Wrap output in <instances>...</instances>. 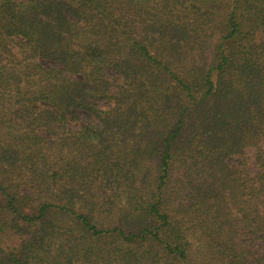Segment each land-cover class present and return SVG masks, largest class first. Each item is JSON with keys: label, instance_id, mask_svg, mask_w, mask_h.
Wrapping results in <instances>:
<instances>
[{"label": "trees", "instance_id": "trees-1", "mask_svg": "<svg viewBox=\"0 0 264 264\" xmlns=\"http://www.w3.org/2000/svg\"><path fill=\"white\" fill-rule=\"evenodd\" d=\"M0 264H264V0H0Z\"/></svg>", "mask_w": 264, "mask_h": 264}]
</instances>
